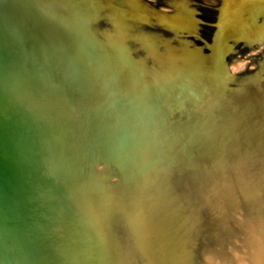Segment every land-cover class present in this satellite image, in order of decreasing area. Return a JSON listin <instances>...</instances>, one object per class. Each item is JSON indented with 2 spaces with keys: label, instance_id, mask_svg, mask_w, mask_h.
<instances>
[{
  "label": "bare ground",
  "instance_id": "6f19581e",
  "mask_svg": "<svg viewBox=\"0 0 264 264\" xmlns=\"http://www.w3.org/2000/svg\"><path fill=\"white\" fill-rule=\"evenodd\" d=\"M91 1L93 5L88 12L96 17L90 20L88 26L114 63L130 60L128 64L123 63L127 82L132 70H135L139 79L137 87L145 84L151 91L161 92L157 96L159 102L166 100L170 103L175 92L179 91H184V97L190 98L188 90H192L193 95L197 93L196 104L190 108L195 112L199 109L204 111L214 103L215 99L207 98L210 92L218 89L220 96L227 89V96L223 99L218 97V105L213 109L210 107L207 112L209 117L205 124L211 125L209 129L204 125L195 128L193 119L191 122L168 124L169 136L162 151L171 147L170 142L174 140L171 133L180 131L186 134V146L178 147L179 154L174 155V147L172 152L171 149L162 152L163 165L150 172L146 180H139V186L129 188L127 183L118 184L120 176L114 167L108 164L100 167L102 176L111 174L118 177V180L110 181L115 191L109 193L112 201L107 204L108 208L101 194L88 195L73 188L77 207L63 214L57 203L50 202L48 211L51 217L63 225L71 216L79 229L88 230L97 226L103 242L108 240L114 246L117 264H264V225L261 219L264 216V196L260 192L264 176L257 182L261 185L254 200L256 202H253V196L246 195L241 182L235 187L225 185L236 175L241 177L237 173L241 166L255 164L264 157V66L260 65L257 74L242 77L241 80L236 75L238 78L234 84L237 87L233 89V84L228 85L231 80L229 75L233 72L228 69L227 60L234 49H238L234 46L239 40L246 43L264 36V0H208L212 4L223 1V7L219 11L206 10L218 22L216 30L209 34V40L205 37L208 33L201 35L205 38L203 45L195 40L197 36L194 37L203 29L198 24L201 15L196 11L199 7L192 4L195 0H170L175 4L174 12H166L148 0ZM162 24L170 29L160 27ZM38 42L44 44L46 39L38 37ZM17 65V68L23 67ZM20 77L22 72L15 76L14 83L24 99L64 118L65 124L53 126L58 141L62 140L64 133H68L70 126L76 133L77 120L71 112H75V108L50 96L47 100L49 104L43 105L37 94L31 89H24ZM52 77L57 82L62 81L58 74ZM204 88L207 89L205 92ZM89 97L83 93L75 99L85 102ZM139 105L138 101L136 106ZM140 108L143 110V106ZM65 117L70 118V125ZM69 139L76 141L70 135ZM72 142L65 147L67 152L76 150V142ZM141 152L150 160L152 151L149 146ZM165 170L167 174L161 176L160 181H147L153 173ZM52 179L43 177L35 183L49 188L50 184H54ZM28 183L31 181L28 180ZM141 194L146 195L145 199ZM64 197V202L70 204V194ZM18 202L12 201L19 209ZM249 205L255 210L248 212ZM199 206H203L201 211H205L204 216L209 218L205 224L217 229V234L212 243L208 241L198 247L193 245L187 252L183 240L185 231H175L172 227H182L186 218L202 221V212L197 209ZM171 208L174 214L167 216L164 212ZM9 209L0 197V251H6L16 264H53L32 250H27L26 260L21 258L22 239L16 233L20 225L15 223L13 215L6 216ZM170 231L179 233L176 240H171ZM196 231H199V225L190 226L187 232L194 234ZM93 236L98 239V233H93ZM48 247L42 251L43 254L52 253ZM0 264H7L1 256Z\"/></svg>",
  "mask_w": 264,
  "mask_h": 264
},
{
  "label": "water",
  "instance_id": "95a60500",
  "mask_svg": "<svg viewBox=\"0 0 264 264\" xmlns=\"http://www.w3.org/2000/svg\"><path fill=\"white\" fill-rule=\"evenodd\" d=\"M148 1L157 7L172 8L166 12L175 11L170 0ZM92 5L91 0H0V197L11 208L6 216L13 215L20 225L16 233L22 239L21 258L25 260L27 250H32L53 264H117L114 246L108 240L103 242L97 226L79 229L71 216L61 225L48 211L50 202L57 203L63 214L67 213L77 207L73 191L76 188V192L88 195L101 194L108 208L112 201L109 193L115 187L110 183L111 174L101 175L102 165L116 169L120 176L118 184L139 186V180L163 165L164 152L174 147V155L179 154L178 147L186 146V134L180 131L171 133L174 137L173 142L168 141L171 147L162 151L169 136L168 124L193 119L195 128L204 125L209 129L211 125L205 124L207 112L218 105V97L227 96V89L220 96L218 89L210 92L207 98L215 99L214 103L196 114L190 109L197 100V93L193 95L192 90H188L190 98L179 91L170 103L159 102L157 96L161 92H153L145 84L137 87L135 70L127 82L124 62L114 63L88 26L96 17L88 12ZM197 7L201 12L198 24L203 28L200 33H208L205 37L209 40L218 20L206 10L219 11L221 7ZM160 27L170 29L163 24ZM41 36L46 39L44 44L38 42ZM196 41L205 44L204 40ZM127 61L124 64L130 60ZM17 64L23 67L17 68ZM21 72L24 89L37 94L43 105L49 104L50 96L75 108L71 112L77 120L76 133L70 126L68 133H64L66 137L58 141L54 127L65 124L64 118L21 96L14 83ZM53 74L60 75L62 81L57 82ZM237 78L230 74L228 85ZM83 93L90 96L89 100L76 101L75 97ZM65 118L70 125V118ZM69 135L76 139L73 152L65 149L72 142ZM145 146L152 151L150 160L141 152ZM165 173L166 170L153 173L147 181H160ZM43 177L53 178L54 184L49 188L37 186L35 182ZM67 194L72 199L68 200L70 204L64 202ZM13 200H19V209ZM93 233H98V239ZM46 247L52 253L43 254ZM0 256L12 264L8 253L0 251Z\"/></svg>",
  "mask_w": 264,
  "mask_h": 264
},
{
  "label": "rangeland",
  "instance_id": "374dc122",
  "mask_svg": "<svg viewBox=\"0 0 264 264\" xmlns=\"http://www.w3.org/2000/svg\"><path fill=\"white\" fill-rule=\"evenodd\" d=\"M195 1L192 4H195L197 6H202V5L203 6L204 5L205 6H207V5L213 6L214 5L217 8L223 7V1L222 2L221 1L215 2L213 4L209 3L208 0H197L196 2ZM160 8L165 9V10H169V11L172 10V8L169 9V7L165 8L164 6H162ZM196 12L201 13L199 10H197ZM198 22H201V20L198 19ZM201 35H202V33L199 35H197V34L194 35V36H197V37H195V39L205 41V38L202 37ZM234 48H238V49H234L232 54L227 59L229 62L228 63V69H230L234 73V74L232 73L233 75L239 76V78H240L239 80H241L242 77L244 78L247 76L257 74V72L260 68V65L264 66V36L261 39H257V40H254L251 42H246V43H244V40L243 41L239 40L238 42L235 43ZM235 70H237V71H235ZM236 87H237V84L232 85L233 89H235ZM103 166L104 165H102L101 167H103ZM241 167H240V170L237 172L239 175H241V177L239 178L238 175H236L235 179L233 181L227 180L225 185H230L231 187H235L241 182L242 183L241 185H243V188L245 189L246 195L253 196L254 197L253 202H256L254 200H255L256 194H258L257 191L259 190V187L261 185V183L259 185V183H257V182H259L260 178H262L264 176V157H262L260 160H258L255 164H251V165L245 166V167L241 166ZM116 180H118V177L115 176V177H112V179L110 181H116ZM108 182H109V180L107 181V183ZM260 190H261L260 192L264 196V183H263V187ZM141 196L144 198V196H146V195L141 194ZM245 208H246V206H245ZM247 208H248L247 209L248 212L255 210V208L251 205L247 206ZM197 209H199L201 211L203 209V206H199V207H197ZM164 213L167 216H170V215L174 214V211L171 208V209H168V211H165ZM204 214H206L205 211H203L200 214V218H203L202 221H204V222H202L198 218H192V219L189 218V220H188V218H186V219L184 218L186 222L184 225H182V227H180V228H178V227L175 228V226L172 227V228H174L175 231H178L181 229H183L185 231L184 235L186 237H183V240H184L185 247H186L185 250L187 252H189V250L192 249L193 245H196V247H198L199 245H201V244L203 245L208 241L212 243L213 239L216 237L217 229L213 228L209 224H205L209 218H206L204 216ZM261 219H262V222L264 225V216L263 215L261 216ZM193 225L194 226L199 225V231H196L194 234L192 232H187L188 229L190 228V226H193ZM173 231L168 232V235H170L172 241L176 240L175 237H177V235H179V233L175 234ZM227 235H229V234H227ZM230 246H231V244H230ZM6 248H5V250H7ZM9 257H10V255H9ZM10 260H11L12 264H16V262H14V259L12 257H10ZM18 262H20V260H18ZM231 264H237V263L232 262Z\"/></svg>",
  "mask_w": 264,
  "mask_h": 264
}]
</instances>
